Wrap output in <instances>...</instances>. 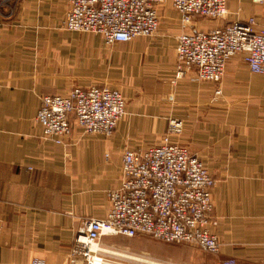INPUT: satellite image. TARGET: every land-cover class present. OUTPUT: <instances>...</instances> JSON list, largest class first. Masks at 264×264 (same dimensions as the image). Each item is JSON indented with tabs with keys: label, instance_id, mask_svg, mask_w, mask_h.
I'll use <instances>...</instances> for the list:
<instances>
[{
	"label": "crops",
	"instance_id": "1",
	"mask_svg": "<svg viewBox=\"0 0 264 264\" xmlns=\"http://www.w3.org/2000/svg\"><path fill=\"white\" fill-rule=\"evenodd\" d=\"M226 6L223 20L194 19L192 28L251 19L264 28V4ZM68 10L66 0H0V264H69L84 222L103 218L108 192L121 186L123 153L159 144L172 119L183 122L173 140L216 181L210 229L221 251L210 256L188 244L147 247L140 240L128 248L117 240L121 248L162 264H264V78L240 75L241 56L228 65L221 96L193 71L178 77L182 28L170 2L158 7L155 36L113 45L64 30ZM96 85L126 98L114 136L75 129L63 145L44 140L41 98ZM110 238L117 237L102 240Z\"/></svg>",
	"mask_w": 264,
	"mask_h": 264
},
{
	"label": "built area",
	"instance_id": "2",
	"mask_svg": "<svg viewBox=\"0 0 264 264\" xmlns=\"http://www.w3.org/2000/svg\"><path fill=\"white\" fill-rule=\"evenodd\" d=\"M66 1L64 30L97 35L113 45L155 36L161 28L158 7L167 0ZM170 2L182 28L176 47L178 77L193 71L196 80L216 86L215 96H221L227 67L238 56L251 74L264 75V28L256 30L253 19L196 30L194 19L223 20L226 0ZM126 108V99L117 90L77 86L65 95L43 96L37 123L42 138L58 146L75 129L110 139L126 117ZM168 127L159 144L123 153L121 186L108 192L110 206L103 218L84 222L68 253L69 264H123L131 258L126 250L103 245L104 237L147 236L220 253L222 245L210 229L216 181L199 157L173 140L183 122L172 119Z\"/></svg>",
	"mask_w": 264,
	"mask_h": 264
},
{
	"label": "rangeland",
	"instance_id": "3",
	"mask_svg": "<svg viewBox=\"0 0 264 264\" xmlns=\"http://www.w3.org/2000/svg\"><path fill=\"white\" fill-rule=\"evenodd\" d=\"M167 2H170V0H167L165 3H167ZM164 3V4H165ZM164 4H162V5H164ZM170 4H171V2H170ZM234 60H237V59H233L232 61H231V63L234 61ZM241 62H242V60H241ZM243 63V62H242ZM244 64V63H243ZM245 67H246V65H244ZM247 71V72H246ZM246 71L244 70V69H241V70H239L238 71V73L240 74V75H244V76H249V77H256V78H264V75H258V76H256V75H252L250 72H249V70H248V68L246 67ZM226 76V75H225ZM225 78V77H224ZM223 81V80H222ZM222 83V82H221ZM96 86H98V85H96ZM221 86V85H220ZM219 86V88L221 89V87ZM102 87H108V86H102ZM108 88H110V87H108ZM238 88V87H237ZM111 89V88H110ZM217 89V88H216ZM222 90V89H221ZM216 91V90H215ZM126 99V98H125ZM127 102V101H126ZM124 120V119H123ZM181 121V120H180ZM169 122V121H168ZM167 132V131H166ZM176 141V140H175ZM194 154V153H193ZM197 156V155H196ZM138 238V237H137ZM110 241L109 242H104L103 240H102V242H103V245H106V246H109V247H114V248H117V249H122L121 248V246H122V243L121 242H118L117 240H126V246H122V247H128L129 248V246H128V244L127 243H130L131 241H133V242H137L138 240H140V241H142V242H144V244H146V246L148 247V246H161V245H165L164 243H161V242H158V241H156V240H153L152 238H150V237H147V236H141V237H139V239H127V238H125V237H117V238H110L109 239ZM112 240V241H111ZM192 246H194V245H192ZM196 247V246H195ZM196 248H198V247H196ZM199 249V248H198ZM122 250H125L124 248L122 249ZM200 251H202L201 249H199ZM127 251V250H126ZM202 252H204V253H206L207 255H210V256H216V255H213V254H210V253H207V252H205V251H202ZM129 254V256L131 257L129 260H127V261H125V262H123V264H152V263H156V264H162V263H160V262H157V261H155L154 259H148V258H145V257H142V256H137V255H134V254H132V251H131V253H128ZM137 259V260H136ZM143 260V261H142ZM225 263H227V262H225Z\"/></svg>",
	"mask_w": 264,
	"mask_h": 264
},
{
	"label": "bare ground",
	"instance_id": "4",
	"mask_svg": "<svg viewBox=\"0 0 264 264\" xmlns=\"http://www.w3.org/2000/svg\"><path fill=\"white\" fill-rule=\"evenodd\" d=\"M137 260V259H136ZM143 261V260H142Z\"/></svg>",
	"mask_w": 264,
	"mask_h": 264
}]
</instances>
